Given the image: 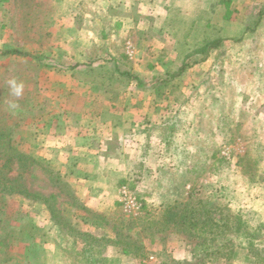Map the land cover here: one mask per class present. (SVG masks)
Here are the masks:
<instances>
[{
  "label": "rangeland",
  "instance_id": "374dc122",
  "mask_svg": "<svg viewBox=\"0 0 264 264\" xmlns=\"http://www.w3.org/2000/svg\"><path fill=\"white\" fill-rule=\"evenodd\" d=\"M61 4L71 2L0 0V132L8 133L2 149L15 156L6 169L11 180L33 194L0 195V264H83L79 233L105 237L108 242L100 241L99 246H105L112 264H264V0H232L231 7L212 8L213 21H221L225 8L238 18L228 22L223 34L248 35L232 47L233 41L211 50L220 59L213 78L202 95L196 90L190 94L193 99L205 95L213 112L206 124L204 172L184 189L188 194L181 190L168 197L160 189L153 199L156 190L138 185L134 175L121 183L117 202L107 209L86 208L68 187L59 157L39 156L33 146L38 137L33 120L54 119L57 110L52 109L53 78H42L40 87L38 76H25L33 59L21 54L26 40L22 29L33 24L38 33L39 21L55 15L50 9L39 11V6ZM67 15L63 14L64 21L69 20ZM244 26L251 30L246 32ZM132 42L124 44L129 60L133 57L127 46ZM13 46L21 53L8 54ZM180 46L187 51L193 47ZM231 53L242 54L239 63L246 72L226 75L232 71ZM173 96L177 103L188 99L181 92ZM66 100L70 105L77 102L72 97ZM42 102L46 107L39 109ZM178 154L181 160L186 157L184 152ZM3 162L0 159V166ZM122 185L142 202L138 214L124 212L119 201ZM126 245L133 251L123 257L115 252Z\"/></svg>",
  "mask_w": 264,
  "mask_h": 264
},
{
  "label": "crops",
  "instance_id": "0c3cea01",
  "mask_svg": "<svg viewBox=\"0 0 264 264\" xmlns=\"http://www.w3.org/2000/svg\"><path fill=\"white\" fill-rule=\"evenodd\" d=\"M62 1L71 4L39 6L55 15L39 21L38 33L33 24L22 29L26 40L20 53L33 59L25 76H38L40 87L42 78H53L52 109L57 110L54 119L33 120L38 126L34 149L39 156L59 157L68 187L89 209L114 205L119 186L134 175L138 185L156 190L153 199L160 189L168 197L181 190L188 194L184 189L204 172L201 158L207 157L206 124L213 106L201 95L220 60L211 51L218 47L203 53L199 46L217 39L221 45L233 41L232 47L248 33L223 34L228 22L238 18L225 8L223 22L213 21L212 8L222 7L215 0ZM176 11L192 17L191 22L182 26L173 21ZM66 13L69 20L64 21ZM181 26L188 30L179 32ZM127 42L135 47L130 60L124 52ZM182 43L193 47L184 50ZM241 55H229L232 71L227 76L246 72ZM194 90L201 93L198 99L190 96ZM175 92L188 99L177 103ZM69 97L77 102L68 104ZM179 152L186 154L184 160ZM99 249L106 255L105 246Z\"/></svg>",
  "mask_w": 264,
  "mask_h": 264
},
{
  "label": "trees",
  "instance_id": "16d2710c",
  "mask_svg": "<svg viewBox=\"0 0 264 264\" xmlns=\"http://www.w3.org/2000/svg\"><path fill=\"white\" fill-rule=\"evenodd\" d=\"M231 2H232V0H218L217 1V3L222 4V5H227L229 7H231V5H232ZM233 11H235V9ZM172 19H173V21H175L176 23H179L182 26H185L188 23L187 21H185L183 16L181 14H179L177 11L172 14ZM182 26L180 27L181 32H186L188 29H186V31H183ZM184 29H185V27H184ZM221 43H222V40H217V39L212 40L210 42L205 43L203 46H199L200 51H202L203 53L204 52L208 53L211 49L220 47ZM11 52H19V51L18 50H12ZM184 69H185V66H182L179 69V73H181ZM163 81H166V79L165 80L163 79L162 82ZM7 136H8V133L0 132V159H4V162L0 166V195H5V194L10 195V194L16 193V194L23 195V197L31 196L33 194H31L29 192V190L25 186H23L22 184H15L8 175L9 171H6V169L11 168V164L13 163L12 159L15 157L13 154H11L9 152H5L2 149L3 143H1V142H3L5 140V138H7ZM18 158L20 161L22 160L21 162H23V158H24L23 155L18 156ZM34 196H37V194L36 195L34 194ZM0 212H1V209H0ZM0 221H1V219H0ZM78 235L80 237L79 238L80 241L83 243V246L81 248L82 249L81 254H83V257L81 258V260H82L83 264H112V262H110V260H109L110 258L106 255H103V252L99 249V247H100L99 242L100 241L101 242H104V241L108 242V240L105 237L103 239L102 238L98 239L97 236L94 237L91 235H85V234H81V233H79ZM115 242H119V240H116ZM102 246H104V245H102ZM121 250L125 254H129L130 251H133L127 245L125 247H122Z\"/></svg>",
  "mask_w": 264,
  "mask_h": 264
},
{
  "label": "built area",
  "instance_id": "2783aa9c",
  "mask_svg": "<svg viewBox=\"0 0 264 264\" xmlns=\"http://www.w3.org/2000/svg\"><path fill=\"white\" fill-rule=\"evenodd\" d=\"M127 51L129 55H133L134 46L128 44ZM119 201L122 204L123 210L126 214H138L142 209V202L139 200L136 193H134L127 185H122L119 189ZM154 257L151 256L152 260Z\"/></svg>",
  "mask_w": 264,
  "mask_h": 264
}]
</instances>
